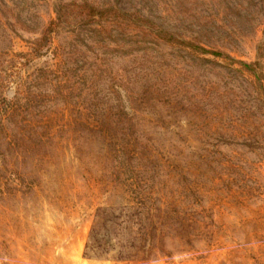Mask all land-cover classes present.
<instances>
[{
  "label": "rangeland",
  "instance_id": "rangeland-1",
  "mask_svg": "<svg viewBox=\"0 0 264 264\" xmlns=\"http://www.w3.org/2000/svg\"><path fill=\"white\" fill-rule=\"evenodd\" d=\"M70 1L0 0V264H264V0Z\"/></svg>",
  "mask_w": 264,
  "mask_h": 264
},
{
  "label": "trees",
  "instance_id": "trees-1",
  "mask_svg": "<svg viewBox=\"0 0 264 264\" xmlns=\"http://www.w3.org/2000/svg\"><path fill=\"white\" fill-rule=\"evenodd\" d=\"M69 18L74 20L80 19L83 21H89L91 22L92 26L94 25L97 27H101L103 23H110L113 20L119 19L122 24H125L128 27H137L142 28L145 31H149L151 35L157 40L152 41L154 44L163 43L167 47H173L177 45L185 49L194 51L201 50L206 52L200 46L193 45L186 39L180 40L172 37L174 36L173 33L168 30H164L161 27H156L138 11L132 13L128 11H120L113 7H98L86 2L85 0L81 2L70 1L56 5L54 10V18H51L48 21L47 26L40 31V42L43 44H49L51 42L52 35L61 28V25L67 23ZM97 30L98 29L93 27L92 32H97ZM212 54L218 55V53ZM244 66L247 67L249 65ZM5 82L6 80L4 79L0 80V88H4Z\"/></svg>",
  "mask_w": 264,
  "mask_h": 264
}]
</instances>
